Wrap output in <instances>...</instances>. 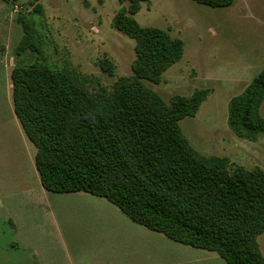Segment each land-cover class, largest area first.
Segmentation results:
<instances>
[{
  "label": "rangeland",
  "instance_id": "1",
  "mask_svg": "<svg viewBox=\"0 0 264 264\" xmlns=\"http://www.w3.org/2000/svg\"><path fill=\"white\" fill-rule=\"evenodd\" d=\"M121 7L118 0H0V264H227L216 252L134 223L105 198L107 207L98 214L42 187L37 148L14 112L12 71L46 65L69 72L92 96L112 92L121 78L134 77L137 58L135 39L113 26ZM136 19L184 45L182 57L161 81L146 86L167 105L206 92L196 114L179 123L198 159L222 160L229 171L264 170V133L255 140L240 137L229 123L232 98L264 69V0H235L224 8L194 0H149ZM25 25L35 49L20 52ZM258 114L264 119V100ZM257 241L264 256V232Z\"/></svg>",
  "mask_w": 264,
  "mask_h": 264
},
{
  "label": "trees",
  "instance_id": "2",
  "mask_svg": "<svg viewBox=\"0 0 264 264\" xmlns=\"http://www.w3.org/2000/svg\"><path fill=\"white\" fill-rule=\"evenodd\" d=\"M101 2L103 0H100ZM113 26L135 39L134 77L92 96L67 71L15 67L14 112L36 146V168L50 192L105 198L134 222L181 244L218 253L227 264H264V170L229 171L204 163L182 137L179 123L196 114L206 92L167 105L145 82L159 83L183 55L182 40L136 19L149 0H118ZM212 8L235 0H194ZM19 51L35 49L28 25ZM264 69L232 98L229 123L240 137L264 133L258 107Z\"/></svg>",
  "mask_w": 264,
  "mask_h": 264
},
{
  "label": "crops",
  "instance_id": "3",
  "mask_svg": "<svg viewBox=\"0 0 264 264\" xmlns=\"http://www.w3.org/2000/svg\"><path fill=\"white\" fill-rule=\"evenodd\" d=\"M43 187V186H42ZM44 190H46L44 187H43ZM47 191V190H46ZM84 193V194H83ZM62 194H66V195H61L59 200H62V199H65L67 201H70V202H78V203H83L89 207L92 206V208H96L97 210V213L99 214V211L100 210H103L105 209L107 206L105 204V202L103 200H101V197H98V196H95V195H92L90 193H86V192H74V193H62ZM108 201V200H107ZM112 204V203H111ZM44 205V204H42ZM114 205V204H113ZM32 213H34V211L36 212L37 211V205L35 206V208L33 210H31ZM30 212V211H29ZM31 213V214H32ZM37 213V212H36ZM126 215V214H124ZM127 216V215H126ZM128 217V216H127ZM129 218V217H128ZM130 219V218H129ZM133 221V220H132ZM134 222V221H133ZM10 223H12V226L15 227V231L18 230V225L17 223L15 222V220H13L12 218H10ZM136 223V222H134ZM138 224V223H137ZM140 225V224H139ZM143 226V225H142ZM145 227V226H144ZM148 229V228H147ZM150 230V229H149ZM152 231V230H151ZM24 244V243H23ZM15 246L17 247H20L19 243H14ZM26 245V244H24ZM185 245V244H184ZM32 246L34 247V254L35 256L37 257V241H33V244ZM189 246V245H188ZM192 247V246H191ZM195 248V247H193ZM197 249H200V248H197ZM205 250V249H203ZM208 251V250H206ZM210 252H213V251H210ZM218 254V253H217ZM219 255V254H218ZM220 256V255H219ZM221 257V256H220ZM225 260V259H224ZM227 263V262H226ZM36 264H39V263H36ZM97 264H103L101 261L98 262ZM131 264H137L136 260L133 261V263Z\"/></svg>",
  "mask_w": 264,
  "mask_h": 264
}]
</instances>
